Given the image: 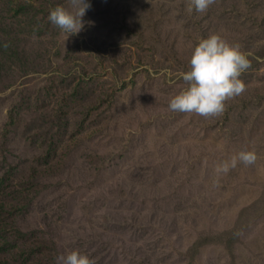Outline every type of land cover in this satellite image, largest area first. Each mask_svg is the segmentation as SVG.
Instances as JSON below:
<instances>
[{"label":"rangeland","instance_id":"374dc122","mask_svg":"<svg viewBox=\"0 0 264 264\" xmlns=\"http://www.w3.org/2000/svg\"><path fill=\"white\" fill-rule=\"evenodd\" d=\"M189 3L90 0L71 35L72 0H0V264H264V0ZM212 32L251 53L244 91L171 110Z\"/></svg>","mask_w":264,"mask_h":264},{"label":"clouds","instance_id":"9594fccd","mask_svg":"<svg viewBox=\"0 0 264 264\" xmlns=\"http://www.w3.org/2000/svg\"><path fill=\"white\" fill-rule=\"evenodd\" d=\"M75 11L57 5L50 10L48 19L62 31L78 34L84 27L83 17L90 7V0H72ZM212 0H190L187 11L204 12ZM7 47V44L3 45ZM250 52L239 42H230L219 32L201 38L192 50L190 67L183 73L187 87L181 89L169 101V108L179 112H195L202 116L223 112L225 101L241 94L246 83L241 79L250 66ZM255 150H241L216 166L218 173H228L238 163L252 164ZM57 264H95L89 254L73 249L57 258Z\"/></svg>","mask_w":264,"mask_h":264}]
</instances>
